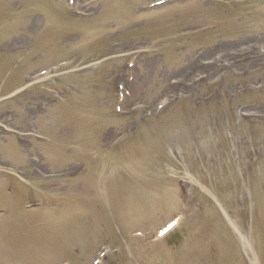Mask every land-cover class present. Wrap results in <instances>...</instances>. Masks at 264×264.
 <instances>
[{"label": "rangeland", "instance_id": "rangeland-1", "mask_svg": "<svg viewBox=\"0 0 264 264\" xmlns=\"http://www.w3.org/2000/svg\"><path fill=\"white\" fill-rule=\"evenodd\" d=\"M58 1V12L81 20L74 29L54 23L55 7L0 0V84L10 91L0 94V264H93L102 246L100 264H264V0L151 9L148 0H79L71 12ZM166 17L175 22L160 31ZM172 40L182 43L178 60L165 51ZM132 57L130 99L142 107L135 115L127 101L121 117L116 84ZM203 74L228 79L230 101L210 93L206 107L221 110L211 121L183 86L168 87ZM162 96L174 105L161 116ZM82 101L95 103L92 117L74 112ZM28 200L36 206L26 209ZM177 213L184 222L154 241Z\"/></svg>", "mask_w": 264, "mask_h": 264}, {"label": "bare ground", "instance_id": "bare-ground-1", "mask_svg": "<svg viewBox=\"0 0 264 264\" xmlns=\"http://www.w3.org/2000/svg\"><path fill=\"white\" fill-rule=\"evenodd\" d=\"M183 222H184V221H183ZM183 222H182V223H183ZM182 223H181V224H182ZM181 224H180V225H181Z\"/></svg>", "mask_w": 264, "mask_h": 264}]
</instances>
